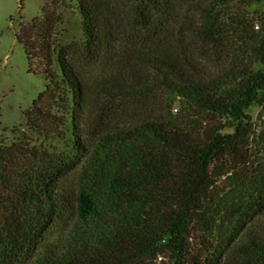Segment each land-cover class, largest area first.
Returning <instances> with one entry per match:
<instances>
[{"label": "trees", "instance_id": "trees-1", "mask_svg": "<svg viewBox=\"0 0 264 264\" xmlns=\"http://www.w3.org/2000/svg\"><path fill=\"white\" fill-rule=\"evenodd\" d=\"M263 2L128 0L129 40L117 2L75 0L80 52L58 37L65 0H46L17 35L48 85L0 144V264H264L247 113L264 117V13L229 12ZM77 53L118 77L88 83Z\"/></svg>", "mask_w": 264, "mask_h": 264}, {"label": "rangeland", "instance_id": "rangeland-1", "mask_svg": "<svg viewBox=\"0 0 264 264\" xmlns=\"http://www.w3.org/2000/svg\"><path fill=\"white\" fill-rule=\"evenodd\" d=\"M46 0H0V144L2 141L10 144L14 137V132L17 134L21 131L30 132L26 125L25 112L38 99L39 94L46 90L48 81L44 75L35 74L31 69L26 56L23 45L19 43L17 35L23 24L31 22L38 16L42 15V9ZM117 2V16L125 24L121 28V33L125 38L143 37L139 29L134 30L131 24L124 17L127 14L126 3L128 0H114ZM67 6L62 7L63 22L58 27L59 39L62 45L75 44L78 51H82L84 36L81 28V16L75 9V0H65ZM241 8V9H240ZM229 12L236 14L249 15L251 18H256L260 13H264L263 3H247L240 7L234 5L229 8ZM195 49V48H193ZM79 62V71L82 77L88 82L93 83L99 79L97 73L111 74L118 77L115 68H95L90 66L87 60L81 58L77 53ZM78 61V60H77ZM139 68H127L129 79L122 87H131V84L136 85L138 77L134 72ZM215 71L214 68H210ZM143 73V71H142ZM144 74H148L145 72ZM141 75V73L139 74ZM122 80V79H121ZM124 79V81H126ZM150 81V80H149ZM152 82V81H151ZM155 98L153 109L160 110L167 114V105L156 107L158 102L164 103L166 98L162 97L159 91L153 90L152 95ZM169 104V101H166ZM178 107L175 106V112ZM174 112V113H175ZM261 108L254 106L248 110L255 123L256 137L252 145V160L256 164L264 162V117L260 114ZM263 131V133H262ZM261 133V138L259 134ZM161 260L158 259L157 264Z\"/></svg>", "mask_w": 264, "mask_h": 264}]
</instances>
